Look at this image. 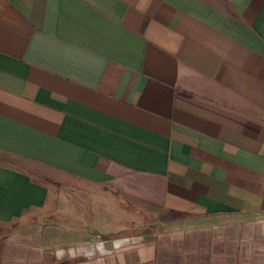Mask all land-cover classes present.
<instances>
[{"label": "crops", "instance_id": "0c3cea01", "mask_svg": "<svg viewBox=\"0 0 264 264\" xmlns=\"http://www.w3.org/2000/svg\"><path fill=\"white\" fill-rule=\"evenodd\" d=\"M0 264H264V0H0Z\"/></svg>", "mask_w": 264, "mask_h": 264}, {"label": "rangeland", "instance_id": "374dc122", "mask_svg": "<svg viewBox=\"0 0 264 264\" xmlns=\"http://www.w3.org/2000/svg\"><path fill=\"white\" fill-rule=\"evenodd\" d=\"M142 213L139 212V217L137 216L133 218V220L137 221L136 225H132V227H135L136 232L137 231L139 232V230H142V229H150V228L156 229L157 227L163 224L161 222L165 218V216H163L159 211L154 212L151 210H145L144 212L142 211ZM77 216L80 217L81 215H77ZM144 216L146 217L147 221H149V223H152V224L138 223L139 221L141 222V220H143L142 218H144Z\"/></svg>", "mask_w": 264, "mask_h": 264}, {"label": "water", "instance_id": "95a60500", "mask_svg": "<svg viewBox=\"0 0 264 264\" xmlns=\"http://www.w3.org/2000/svg\"><path fill=\"white\" fill-rule=\"evenodd\" d=\"M130 239H132V238H128V240H125V239H121V240H118L117 242L118 243H126V242H128ZM138 240H142V238H139ZM111 244V243H110ZM112 245V244H111Z\"/></svg>", "mask_w": 264, "mask_h": 264}]
</instances>
